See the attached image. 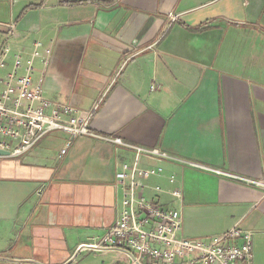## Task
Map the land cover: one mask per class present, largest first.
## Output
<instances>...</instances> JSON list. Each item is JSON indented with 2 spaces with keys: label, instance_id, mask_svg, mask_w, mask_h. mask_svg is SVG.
<instances>
[{
  "label": "crops",
  "instance_id": "0c3cea01",
  "mask_svg": "<svg viewBox=\"0 0 264 264\" xmlns=\"http://www.w3.org/2000/svg\"><path fill=\"white\" fill-rule=\"evenodd\" d=\"M0 22L19 72L30 62L44 97L92 111L97 135L53 130L0 156V264H64L114 222L117 163L133 156L115 137L175 158L140 165L163 167L150 186L180 187L181 202L146 194L178 204L182 236L238 226L264 264V0H0ZM106 251L102 264H133Z\"/></svg>",
  "mask_w": 264,
  "mask_h": 264
},
{
  "label": "built area",
  "instance_id": "2783aa9c",
  "mask_svg": "<svg viewBox=\"0 0 264 264\" xmlns=\"http://www.w3.org/2000/svg\"><path fill=\"white\" fill-rule=\"evenodd\" d=\"M11 30V25L0 22V31L5 37ZM35 45L32 57L40 56L38 43ZM45 51L50 52L48 49ZM10 56L12 67L7 70ZM21 67L20 55L12 53L3 42L0 45V150L8 154L0 156L22 155L53 130H62L71 137L97 136L89 127L92 111L79 113L70 103H59L44 97L41 86L32 81L31 63L23 66L22 73L19 72ZM112 141L133 152L130 162L117 163L118 186L122 193L120 208L114 222L100 236L80 244L79 250H118L126 254L133 264H253L251 233L236 226L207 239L181 235V209L166 206L155 197L156 193L165 192L173 200L181 202L180 188L173 186L165 190L159 185L150 186L147 180L162 176L163 167L140 165L144 156L175 158L158 148L124 143L119 137ZM70 143L71 139L65 141L61 153ZM188 163L192 167H202L198 163ZM167 180L174 184L176 177L170 174ZM147 188L155 196L148 197ZM127 251L133 257L125 253Z\"/></svg>",
  "mask_w": 264,
  "mask_h": 264
},
{
  "label": "rangeland",
  "instance_id": "374dc122",
  "mask_svg": "<svg viewBox=\"0 0 264 264\" xmlns=\"http://www.w3.org/2000/svg\"><path fill=\"white\" fill-rule=\"evenodd\" d=\"M0 36H2L1 33H0ZM0 45H1V43H0ZM262 186H264V185H262ZM174 187H179V186H174ZM181 193H182V191H181ZM181 201H182V197H181ZM176 207H178L177 203H176ZM181 214H182V212H181ZM236 227H238V226H236ZM230 229H228V230H230ZM238 229L251 233V247H252V253H253V241H252L253 233L249 230H245V229H242L239 227H238ZM104 254H108V256L112 257L113 255H115L117 253H115L114 251H105V252L99 251L98 252L96 250H94V251H90V250L86 251L85 250L84 252H82L81 254H79L77 256L76 260L74 261V264H102L108 260L106 257H103Z\"/></svg>",
  "mask_w": 264,
  "mask_h": 264
},
{
  "label": "water",
  "instance_id": "95a60500",
  "mask_svg": "<svg viewBox=\"0 0 264 264\" xmlns=\"http://www.w3.org/2000/svg\"><path fill=\"white\" fill-rule=\"evenodd\" d=\"M8 154V152L7 151H4V150H0V155H7ZM79 249L80 248H78V251H79ZM77 251V252H78ZM77 252H76V254H74L67 262H65L64 264H70L71 262H73V260L75 259V257H76V255H77ZM125 253H128V255L130 256V257H133V255L130 253V252H125ZM138 264V263H137Z\"/></svg>",
  "mask_w": 264,
  "mask_h": 264
}]
</instances>
